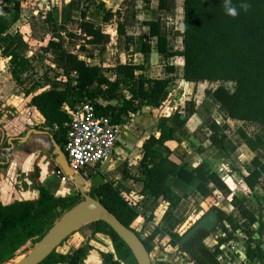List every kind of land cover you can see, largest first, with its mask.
<instances>
[{"label":"trees","instance_id":"16d2710c","mask_svg":"<svg viewBox=\"0 0 264 264\" xmlns=\"http://www.w3.org/2000/svg\"><path fill=\"white\" fill-rule=\"evenodd\" d=\"M152 1L143 0L145 9L150 8ZM3 3L13 4L15 12L9 19L0 11V51L4 58L9 59L12 78L19 83L30 65L25 54L30 47L20 33L9 34L11 26L20 17V4L15 0H4ZM231 3L239 13L235 18L226 14L224 0H182L179 3L184 11L181 52L167 50L166 24L161 19L147 22V25L151 29V37L158 39L161 54L168 59L182 58L183 79L186 82L219 85L210 95L218 105V113L223 120L234 119L261 126L260 133L254 136L242 129L237 133L249 150L264 153V0H231ZM243 4L251 6L247 12L241 7ZM97 7L104 13L102 24L87 20L86 12L74 9L72 4L67 6L70 14L65 11L61 21L57 12L50 13L45 20L53 36L43 46L42 52L50 56V62L60 71L57 77L61 80L53 88L34 94L30 106L43 116L46 128L57 126L52 134L63 150L71 122L69 111L77 105L90 102L98 116H109L114 124L123 126L130 121V114L139 113L142 106L161 108L169 100L168 92L174 83V77L150 79L145 76L143 65L132 62L109 68L113 79L106 76L100 67H96L94 72L86 59H95L96 53L102 55L111 43V35L103 30L102 25H108L115 19L117 34L122 37L126 35L127 27L133 25L136 16L135 0L125 1L124 14L122 10L113 12L107 9L102 2ZM158 10L172 13L175 0H158ZM72 17H79L80 20ZM70 24L78 26V34L69 30ZM64 37L80 41L76 46L86 59L68 51ZM135 45L141 53L151 52L150 37H138ZM166 71L174 74L175 68L168 64ZM226 84H234L233 91L227 90ZM30 94V90L26 92L27 96ZM101 95L106 96V103L100 102ZM196 113V103L193 100L186 102L182 114L166 118L159 136L151 135L144 142L139 174L131 178L133 182L143 184L139 193L143 197L141 202L128 200L115 183L109 181L93 189L92 195L131 229L142 216L141 209L148 208L149 202L167 204L162 220L148 237L146 248L149 253L154 251L155 240L161 236L169 238L167 245L173 248L179 246L182 236L175 230L182 221L175 213L183 199L190 196L191 189L204 198L215 193L222 194L225 199L233 197L232 204L238 216L235 212L215 208L220 217L216 230L221 229L226 235L219 238V244L209 246L207 241L211 233L201 230L180 251L190 264H217L219 246L227 243L233 232L242 230L249 235L246 241L248 258L263 261L264 195L256 196L261 202L259 208L249 204L256 190L264 189L261 161L258 158L252 160L255 169L242 181L247 197L238 199L206 159L191 170L164 155L163 151H168L166 144L177 141L176 135ZM204 127L207 130L205 139L200 140L197 135L201 143L200 152L206 151L203 144L209 142L210 149L226 159L231 158L230 150L234 152L236 149L222 124L216 119L207 118ZM233 128V124L229 123L226 129L231 133ZM60 182V178H51L38 185L36 200L16 201L10 205H3L0 201V264L13 260L28 242L38 243L64 212L80 202L78 196L57 197L55 192L60 188ZM89 227L93 233L112 239L114 253L103 254L105 264H138L130 248L108 224L96 221ZM87 252V247L72 254L56 251L41 264H83Z\"/></svg>","mask_w":264,"mask_h":264},{"label":"crops","instance_id":"0c3cea01","mask_svg":"<svg viewBox=\"0 0 264 264\" xmlns=\"http://www.w3.org/2000/svg\"><path fill=\"white\" fill-rule=\"evenodd\" d=\"M94 1V4H93ZM127 0H15L16 3L20 4V17L18 21L13 23L9 30V34L15 35L20 33L25 42L29 44V38L31 37V25L29 18L33 17H43L44 23H46V18L50 15V13L57 12L59 16V21H61L63 13L65 11H69L67 9L68 4H72V7L76 10H83L87 14V20H90L97 24H102V18L104 13L100 11L97 7V4L104 3L107 9L113 10V12H117L118 10H122L123 14L125 12L124 3ZM4 0H0V11L3 15L7 16L9 19H12L15 7L13 4H5L3 3ZM182 0H175V10L172 13L163 12L161 13L158 10V0H153L151 2L150 8L145 9L143 0H135V20L133 25L127 27L126 35L120 37L117 34V24L116 20L114 19L112 23L108 25H102L103 30L111 35V43L107 46L106 51L102 55L96 54V58L93 60H87L95 64V67L92 70L95 72L96 67L102 68L104 74L109 78L113 79L114 76L108 72L109 68H113L118 64H126V63H134L136 65H143L145 70L144 74L146 77L150 79H160L165 77H174V83L172 84L171 88H177L174 90L178 91L183 83L188 88V95L184 97V102H188L193 100L196 103L197 113L192 116L188 123L181 129L180 137L181 140L177 141H169L166 144V148L168 151H163L165 156L179 164L185 165L187 161L189 163L194 164V168H197L205 159L206 154L208 152L213 153L214 150H207L209 148L210 143L206 146V143L203 144V148L206 149L205 152H200V145L199 139L195 137L192 133L195 132L196 129L200 128L201 125L206 120V116L209 115L207 109H204L201 106V102L197 100V96H195L191 91V86L199 85L201 83H208V82H201L198 84L188 83L183 79V60L180 57H175L168 59L166 55L161 54L159 52V45L158 39L155 36L151 37V29L147 25V22H157L160 19L166 24V32H167V50L169 52H181L183 50V38L182 34L184 32V25L182 22L183 29L180 34L171 35V30L173 26L174 17H180L181 20H184V11L183 8L179 7V3ZM70 14V11L68 12ZM74 19L80 20L79 17H72ZM150 37L152 49L150 53H141L137 49L135 43L138 37ZM177 39H181V43L177 41ZM181 46V48H176L177 46ZM0 56L1 51H0ZM1 64V63H0ZM170 64L174 66L175 73L168 74L166 71V66ZM2 68L0 67V72ZM1 75V74H0ZM0 76V102L2 103L1 108H6L7 106L12 108H19L18 112L22 113L23 118L21 119L16 118L14 120H7V124L11 125L9 130L7 127H4L3 130L5 131L6 138L9 137H18L23 136L26 134L28 130L32 128L38 130H46L42 128L44 125L45 119L43 116L32 106H30L31 98L34 94L32 93L27 96V90L24 92H20L19 89L22 87V83H17L13 80L10 71L7 72V81L1 80ZM175 83L178 84L175 87ZM13 90L10 93H7V89ZM29 91V90H28ZM182 92H178L181 94ZM169 94V92H168ZM180 98V95H178ZM106 97V96H105ZM195 97V98H194ZM102 102V101H100ZM25 103V106H23ZM102 103H106L103 101ZM166 106L168 112L167 105H163L162 109ZM0 108V111L2 109ZM157 109V110H159ZM218 105L216 104L215 112H213L210 117H215V119L222 124L224 131L227 132L226 128L229 123L233 124V132L236 128L238 131V127H241L243 131H245L248 135L254 136L258 129L256 126L249 122L239 121L234 119H228L226 121L222 120L219 114H217ZM181 113L178 114H182ZM216 113V114H215ZM153 114V115H152ZM154 114H156V110L154 108H150L148 106H142L139 113L135 114V117L131 118L130 121L123 125V132L122 135L131 134L132 142L127 143V148L125 151L121 150V141L118 143L116 149L114 150L112 160L107 162L104 165L99 166L95 172H93V176L98 173H103L106 176L113 175V182L115 183L116 187L119 185L122 187L123 195L132 202H140L143 200V197L139 196V193L142 191L143 184L140 182H133L131 180L132 177H136L139 174V164L143 159V144L144 142L149 139L151 135V123L154 120ZM175 114H172L174 116ZM166 116V113H165ZM171 116V117H172ZM156 117V115H155ZM168 118V117H167ZM3 119V118H2ZM237 121V122H236ZM8 130V132H7ZM156 136H159L156 135ZM230 137V136H229ZM122 137H120V140ZM231 138V137H230ZM233 145L237 148L234 152L237 156L238 162L235 164V168L233 169L235 175L241 178V182L243 178L247 176V174L255 169L254 165L252 164V160L258 158L262 165L260 170L264 176V153L262 151L252 152L248 149V147L244 144L243 140H231ZM15 148L11 152H7V149L10 148L8 144V140H0V201L3 205H10L16 201H28V200H35L36 192L30 186L31 181L27 177V175L31 176V178L36 181V189L37 186L40 184H44L47 182L48 179L51 178H58L57 175L58 170L55 167L54 160L50 163L49 160H44L47 156L52 155V143L48 137H43L39 135H32L30 140L25 143H21L18 140L14 142ZM139 151L137 154L135 151ZM134 151V152H133ZM233 152V153H234ZM40 153L45 154L44 158L41 159L37 164L34 165L36 158L40 156ZM232 153V152H231ZM232 153V154H233ZM217 152L213 153V156L216 155ZM218 155V154H217ZM224 158V157H223ZM48 159V158H47ZM54 159V157H53ZM226 160V158H224ZM37 165V166H36ZM189 169H194L192 167H188ZM216 171V170H215ZM46 173V174H45ZM219 175L220 173L216 171ZM34 176V178H33ZM220 176V175H219ZM24 187L20 189V183L22 178H24ZM231 177V176H229ZM234 177V175H232ZM231 177V178H232ZM223 181L226 182V178L221 177ZM68 180V179H67ZM63 184H68L65 181L62 182ZM227 183V182H226ZM62 185V184H61ZM60 185V188H61ZM70 185V183H69ZM229 185V184H228ZM230 186V185H229ZM231 187V186H230ZM59 188V190H60ZM35 189V190H36ZM38 191V190H37ZM256 192L260 193V195H264V189L259 188ZM56 196L57 193H56ZM58 197H65V196H58ZM137 197L139 199L136 201L134 198ZM160 202H156L152 204V201L149 202L148 208L154 205L153 208H156L157 204ZM165 204V203H164ZM182 205V203H181ZM180 205V206H181ZM167 209V204H165ZM180 208V207H179ZM178 208V210H179ZM178 210L175 213V216L178 218ZM153 214L151 213V216ZM164 215V214H163ZM163 216H160L159 221L162 220ZM154 218V217H153ZM148 223L144 221V218L141 216L133 225H135V230L138 232L140 231H148L152 232L155 230V225L157 223H153L152 219L149 217ZM144 223V224H143ZM143 224V225H141ZM136 227L140 229H136ZM213 233V232H212ZM211 233V234H212ZM103 235H98L97 239H100ZM105 237V236H103ZM82 240H80L81 242ZM79 242V243H80ZM188 260V259H187ZM264 262V260H263Z\"/></svg>","mask_w":264,"mask_h":264},{"label":"rangeland","instance_id":"374dc122","mask_svg":"<svg viewBox=\"0 0 264 264\" xmlns=\"http://www.w3.org/2000/svg\"><path fill=\"white\" fill-rule=\"evenodd\" d=\"M30 21V25H31V37L29 38V50L25 53L26 57L29 60V67H28V71L22 75L21 78V82L22 83V87L21 89H19L20 92H24V90H30L32 93H40L46 90H49L51 88H53L54 84H58V82H60L61 79H58L57 74L60 73L59 70L55 69L54 65H52V63L50 62V56L43 54L42 52V48L43 46H46L47 43L49 42V40L52 38V32L50 30L49 25H46L44 23V18L43 17H33V18H29ZM182 22L183 20L180 19V17L175 18L174 17V21H173V26H172V30H171V35H176L180 34V32L183 29L182 26ZM68 28L70 31L74 32V34H78V26L76 24L72 25H68ZM181 30V31H180ZM65 39V46L66 49L70 52H74L77 53L82 59H86L84 57V55L82 53H80L78 51V46H76L77 44H80V41L78 40H69L66 39V37H64ZM177 41H179V43H181V39H177ZM176 48H181V46H177ZM98 54V53H96ZM88 60V59H87ZM0 67L2 68L1 72H0V76L1 80H4L5 82L7 81V72L9 73L10 68H9V59L4 58L3 56H0ZM88 63L90 64V66L92 68L95 67L96 63L90 62L88 61ZM175 87L178 86L177 83L174 84ZM184 86V85H183ZM219 85L217 83H201L199 85H193L191 86V91L192 93L197 96V100L199 102H201V106L204 107V109H207L209 113V115H207V118H212L215 119V117H210V115L215 112L216 109V103L213 100L212 96L210 95V93L215 90ZM234 84H226L225 87L227 88V90L229 91H233L234 89ZM178 88V87H177ZM174 88V86L172 88H170L169 90V94H173L174 90L177 89ZM10 90L7 89V93H10V91L12 92L13 90H11V88H9ZM181 95V94H179ZM105 95H101L100 97V101H105ZM195 98V97H194ZM106 102V101H105ZM166 105V103L164 104ZM23 106H25V103H23ZM2 107V103H0V108ZM19 108L21 107H17V108H10V107H6V108H1L2 111H0V123L1 126L7 127L8 130L10 128L11 125L7 124V120L9 119V117L12 116V114H15V110H19ZM156 110V114H154V120L153 123H151V133H154V135H158L160 133V129L162 128V126L165 124V120H166V106L162 109H155ZM216 114V113H215ZM217 114L218 113V109H217ZM153 115V114H152ZM156 115V117H155ZM7 117V118H4ZM21 117L23 118V116L21 115ZM3 118V119H1ZM206 118V119H207ZM223 120V119H222ZM226 121V120H224ZM237 122V121H236ZM251 124H253L254 126H256L257 128H261V126L257 123H252L249 122ZM241 129V127H238V130ZM7 130V132H8ZM227 130V129H226ZM260 129H258L257 133L259 132ZM228 132V130H227ZM238 131L235 130L233 132L230 133V139L231 140H241L240 137L238 136ZM192 134H196L195 136L200 138V140H204L205 136L207 134V130L204 127V123L203 125H201L200 128L196 129L194 133ZM255 134V135H256ZM121 147L120 149L125 151L127 148V143H131L132 142V136L131 134L128 133V135H121ZM177 140H181L180 137V133H178L176 135ZM200 142V141H199ZM209 145V142H206V146ZM210 148L207 147V150H209ZM235 149H237L235 147ZM212 150V149H211ZM134 152V151H133ZM137 154L139 153V151H135ZM230 152H232V150H230ZM215 153V151L213 152ZM213 153L208 152L206 154V161H208L210 167L212 169H215L216 171H218L220 174V177L226 178V182L231 186L232 191H233V196L238 198V199H242L244 197H247V190L244 187L243 183L241 182V178H239L237 175L233 174L234 171L233 169L235 168V164L236 162H238L237 160V156L235 155V152L232 154L230 153L231 158L229 159H224V155L220 156L219 154L214 155ZM232 154V155H231ZM45 156V154L40 153V156H38L36 158V161L34 163L38 165L39 161L41 159H43ZM48 158H44V160H49L50 163L53 162V157L51 158V156H47ZM234 158V159H233ZM233 159V160H232ZM231 162H234L231 165ZM36 165V166H37ZM185 165H187L188 167H192L194 168V164L191 165V163H189V161H187L185 163ZM46 174V173H45ZM232 175H234V177H232ZM231 176V177H229ZM27 177L30 179L31 184L30 186L33 188V190L36 192V197L38 196V191L36 189V181H34L31 176L27 175ZM34 178V176H33ZM24 178H22V181L20 183V189H22L24 187L23 183H24ZM65 181L66 183L68 182V184H63L62 182ZM70 183V185H69ZM61 188L60 190H56L55 194L57 193L58 196H69L70 194L75 193L78 189L75 187V185L70 182V180L64 176V178H62L61 182H60ZM120 190H122V187L119 185L118 187ZM36 189V190H35ZM90 191L86 192V194H89L92 191V187L88 188ZM78 192V191H77ZM258 194V195H257ZM256 196H261L260 193L256 192V194H254V196H251L250 199V206L255 207V208H259L260 205V201H258V199H256ZM83 198V196H82ZM136 199V201H138L141 198H137L135 197L134 200ZM142 200V199H141ZM232 200L233 197L230 198H224V196L220 193H215L214 195L204 198L200 195H198L197 193H195L194 189L190 190V196L187 198H184L182 201V205L180 206L179 210H178V218L183 222V228H180V233L188 230L193 224L194 222H196L197 220H199L200 218H202L203 216H205L210 210H215V208H220L226 212H235L236 216H238V213L236 211H234V206L232 204ZM140 201V200H139ZM262 201V200H261ZM141 202V201H140ZM154 205H152L151 207L147 208H142L141 212H142V217L144 218V221L146 223H148L149 221V217H154L152 218V222L155 223H160L159 219L160 216H163L165 210H166V206L163 202H160L159 204H157L156 208H153ZM151 213L153 214L151 216ZM144 224V223H143ZM141 224V225H143ZM157 225H155L156 227ZM135 227V225H133V228ZM135 229V228H134ZM136 229H140L138 227H136ZM137 231V230H136ZM138 232V231H137ZM153 232V231H152ZM152 232H148V231H140V235L144 236V237H148L152 234ZM225 233L223 231H221V229L214 231L210 237L209 240L207 241V244L209 246L213 245L216 242L217 236H221L224 235ZM98 237V236H96ZM90 227L88 225L83 226L81 229H79L77 232H75L70 238L69 240L64 243L60 248H58V252H69V251H73L76 248H79L81 246H89V250L87 252V257L84 261L83 264H104L103 263V258H102V253H106L108 251L112 250V244H111V240L108 239L107 237H100V239H97ZM99 238V237H98ZM256 238L258 239L259 237L256 236ZM80 240H82L80 242ZM262 240L264 241V237L262 238ZM169 241L168 237H159L156 240V249L155 251L152 253V260L154 263L159 262L160 260H163L165 262H170L173 264H189L190 262H188V260L186 258H184V256L182 254L179 253L178 251V247H171L169 245H167ZM80 242V243H79ZM35 242H28L15 256V259L7 262L5 264H14L19 262L23 257L22 255L26 252H28L31 248H33Z\"/></svg>","mask_w":264,"mask_h":264},{"label":"water","instance_id":"95a60500","mask_svg":"<svg viewBox=\"0 0 264 264\" xmlns=\"http://www.w3.org/2000/svg\"><path fill=\"white\" fill-rule=\"evenodd\" d=\"M32 135L48 137V139L51 140L55 167L58 172L61 171L63 175L75 185L78 189L77 191L83 196V199L70 210L64 212L63 215L54 222L53 226L44 237L28 252L24 253L22 255L23 258L19 262L14 264H41L72 234L83 226L96 221L108 224L118 234L130 248L138 264H153L151 255L146 248V244L148 243L147 237L140 236L133 229L126 227L113 213L103 206L96 196L92 197L90 195L91 192L86 194L85 183L80 175L70 168L66 154L63 148L55 141L53 134L46 130L31 129L26 132L24 137H9L8 144L10 148L7 149V152H11L15 148V141L18 140L21 143L28 142ZM107 182L106 175L100 172L93 176L89 185L93 189H97ZM219 224L220 217L218 212L216 210H211L183 237L179 245L181 247L184 246L201 230H206L209 233L214 232L219 227Z\"/></svg>","mask_w":264,"mask_h":264},{"label":"built area","instance_id":"2783aa9c","mask_svg":"<svg viewBox=\"0 0 264 264\" xmlns=\"http://www.w3.org/2000/svg\"><path fill=\"white\" fill-rule=\"evenodd\" d=\"M180 91L182 93L179 98ZM186 95H188L186 86H181L178 91L169 94V100L166 102L168 107L166 117L170 118L172 114L184 111ZM69 114L71 122L68 126L64 151L70 168L83 180L90 181L93 172L99 166L112 160L123 127L114 124L109 116H98L90 102L77 105L69 111ZM130 117H135V114H130ZM56 129L57 126H54L51 131ZM220 237L217 236L214 244H219ZM248 239L249 235L242 230L233 232L230 240L219 246L217 264H264L263 261H251L248 258L246 253Z\"/></svg>","mask_w":264,"mask_h":264},{"label":"flooded vegetation","instance_id":"af4514ba","mask_svg":"<svg viewBox=\"0 0 264 264\" xmlns=\"http://www.w3.org/2000/svg\"><path fill=\"white\" fill-rule=\"evenodd\" d=\"M10 74H11V73H10ZM11 76H12V75H11ZM13 80H14V79H13ZM0 103H1V102H0ZM14 113H15V114H12V116L9 117V119L11 118L10 120H14V119H16V118L21 119V117H20V116L22 115L21 112H18L17 110H15ZM4 118H7V117H4ZM1 119H2V118H1ZM9 119H8V120H9ZM0 122H1V121H0ZM44 123H45V122H44ZM42 128L47 129V131L50 132V133L52 134L51 129L46 128V127H45V124L42 126ZM32 129L38 130V129H36V127H35V128H32ZM19 137H22V136H19ZM23 137H24V135H23ZM0 140H8V138H6L5 131L3 130V127L1 126V123H0ZM64 152H65V151H64ZM57 175H59L58 178H60L61 180H62V178H64V175H63V173H62L61 171H59V172L57 173ZM94 176H95V175H94ZM92 178H93V177H92ZM92 178H91V179H92ZM82 180H83V179H82ZM106 180L109 181V182H113V175H112V174L109 175V176L107 175V176H106ZM90 181H91V180H90ZM90 181H89V180H83V182L85 183L84 186H85V188H86V190H85L86 192H89V191H90V190L88 189V188H90V185H89V182H90ZM37 190H38V188H37ZM92 190H93V188H92ZM78 193H79V192L76 191L75 193L70 194L69 196H65V197H71V196H72V197H73V196L76 197V196H78L79 199H80V202H81L83 198H82V195H81L80 193H79V195H78ZM90 195H91L92 197H94V195H92V191H91V194H90ZM57 197H58V196H57ZM37 198H38V196H37ZM37 198H36V199H37ZM36 199H35V200H36ZM77 204H78V203H77ZM210 211H211V210H210ZM210 211H209V212H210ZM209 212H208V213H209ZM208 213H207V214H208ZM207 214H206V215H207ZM206 215H205V216H206ZM205 216H203V217H205ZM203 217H202V218H203ZM202 218H200L199 220H197L196 222H194V224H193L188 230L184 231L183 233H182V232L180 233V231H179L181 227H182V229H184L183 226H182V225H183V222L179 223V225H178V227H177V229H176L175 231H176L180 236H182L181 240L183 239V237H184V236H185V235H186V234H187V233H188V232H189V231H190V230H191V229H192V228H193V227H194V226H195V225H196L201 219H202ZM88 226H89V225H88ZM90 229H91V228H90ZM133 229H134V228H133ZM91 231H92V233H93V230H92V229H91ZM134 231H136V230H134ZM136 233H137L138 235H140L139 232L136 231ZM72 235H73V234H72ZM72 235H71V236H72ZM93 235H94L95 237L98 236V235H103V236H105V237H107L108 239L111 240L112 250H111V251H108V252H106V253H102V254H101V255H102V258H103V254L114 253L113 242H112V239H111L109 236L104 235V234H100V233H93ZM71 236H70V237H71ZM140 236H141V235H140ZM70 237H69V238H70ZM148 237H149V236H148ZM148 237H147V239H148ZM157 239H158V238H157ZM157 239H156V240H157ZM68 240H69V239H68ZM68 240H67V241H68ZM156 240H155V248H154V251H155V249H156ZM181 240H180V241H181ZM67 241L65 240V241L63 242V244L66 243ZM35 244H37V243H35ZM35 244H34V245H35ZM63 244H62V245H63ZM179 244H180V242H179ZM62 245H61V246H62ZM61 246H60V247H61ZM60 247H59V248H60ZM83 247H87L88 250H89V246H81V247H79V248L74 249L73 251H69V252H66V253H63V252H59V253H63V254H72V253L75 252L76 250H78V249H80V248H83ZM180 248H181V246L179 245V246H178V251H179L180 254H182L181 251H180ZM57 250H58V248H57ZM57 250H56V251H57ZM56 251H55V252H56ZM154 251H153V252H154ZM57 252H58V251H57ZM148 252H149V251H148ZM153 252H152V253H153ZM152 253H150V255H151V259H152ZM52 254H53V253H52ZM52 254H51V255H52ZM51 255H50V256H51ZM182 255H183V254H182ZM86 257H87V256H86ZM85 259H86V258H85ZM85 259L83 260V263H84ZM152 262H153V260H152ZM188 262H189V261H188ZM6 263H7V262H6ZM103 263L105 264L104 258H103ZM160 263H170V262H165V261H163V260H160V261L157 262V263H154V262H153V264H160ZM4 264H5V263H4ZM171 264H173V263H171ZM181 264H183V263H181Z\"/></svg>","mask_w":264,"mask_h":264},{"label":"clouds","instance_id":"9594fccd","mask_svg":"<svg viewBox=\"0 0 264 264\" xmlns=\"http://www.w3.org/2000/svg\"><path fill=\"white\" fill-rule=\"evenodd\" d=\"M223 7L227 15L233 18L238 16V10L235 6L232 5L231 0H224ZM241 7L245 12H247L251 6L249 4H243L241 5Z\"/></svg>","mask_w":264,"mask_h":264},{"label":"bare ground","instance_id":"6f19581e","mask_svg":"<svg viewBox=\"0 0 264 264\" xmlns=\"http://www.w3.org/2000/svg\"><path fill=\"white\" fill-rule=\"evenodd\" d=\"M183 85H185V83H183Z\"/></svg>","mask_w":264,"mask_h":264}]
</instances>
